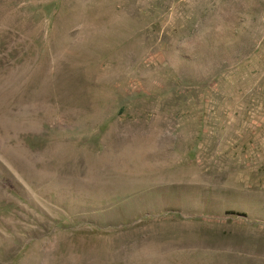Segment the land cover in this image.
<instances>
[{
  "label": "rangeland",
  "instance_id": "374dc122",
  "mask_svg": "<svg viewBox=\"0 0 264 264\" xmlns=\"http://www.w3.org/2000/svg\"><path fill=\"white\" fill-rule=\"evenodd\" d=\"M0 264H264V0H0Z\"/></svg>",
  "mask_w": 264,
  "mask_h": 264
}]
</instances>
